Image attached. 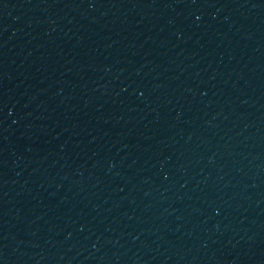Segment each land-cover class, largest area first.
<instances>
[{
    "label": "water",
    "instance_id": "water-1",
    "mask_svg": "<svg viewBox=\"0 0 264 264\" xmlns=\"http://www.w3.org/2000/svg\"><path fill=\"white\" fill-rule=\"evenodd\" d=\"M0 264H264V0H0Z\"/></svg>",
    "mask_w": 264,
    "mask_h": 264
}]
</instances>
